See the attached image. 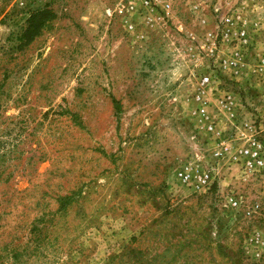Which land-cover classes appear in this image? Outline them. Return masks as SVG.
Masks as SVG:
<instances>
[{
    "label": "rangeland",
    "instance_id": "obj_1",
    "mask_svg": "<svg viewBox=\"0 0 264 264\" xmlns=\"http://www.w3.org/2000/svg\"><path fill=\"white\" fill-rule=\"evenodd\" d=\"M251 136L264 0H0V264H264Z\"/></svg>",
    "mask_w": 264,
    "mask_h": 264
},
{
    "label": "built area",
    "instance_id": "obj_2",
    "mask_svg": "<svg viewBox=\"0 0 264 264\" xmlns=\"http://www.w3.org/2000/svg\"><path fill=\"white\" fill-rule=\"evenodd\" d=\"M236 39L243 44V48H245L249 43V35L248 32L241 28L236 33ZM237 57L240 56V53L236 54ZM209 78H205V82H209ZM201 100V98H199ZM204 112V109H202ZM213 130V127L210 128ZM219 135V134H218ZM247 143L240 148L238 151L239 156L242 160L243 167L247 170L258 169L264 166V146L251 136L249 139L246 138ZM216 157H223L221 152L216 153ZM207 164L205 160L199 159L198 161H192L188 166H181L176 169V177L179 182L185 185H198L206 187L210 184L211 181L216 180L217 173L215 169H210L209 167H205L203 170L206 172L204 175H200L199 170H196V165Z\"/></svg>",
    "mask_w": 264,
    "mask_h": 264
}]
</instances>
